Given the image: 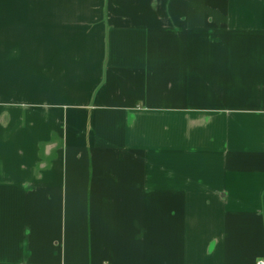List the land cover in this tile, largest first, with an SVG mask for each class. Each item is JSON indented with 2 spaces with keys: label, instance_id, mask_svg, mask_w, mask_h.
Segmentation results:
<instances>
[{
  "label": "crops",
  "instance_id": "obj_1",
  "mask_svg": "<svg viewBox=\"0 0 264 264\" xmlns=\"http://www.w3.org/2000/svg\"><path fill=\"white\" fill-rule=\"evenodd\" d=\"M264 260V0H0V264Z\"/></svg>",
  "mask_w": 264,
  "mask_h": 264
},
{
  "label": "built area",
  "instance_id": "obj_2",
  "mask_svg": "<svg viewBox=\"0 0 264 264\" xmlns=\"http://www.w3.org/2000/svg\"><path fill=\"white\" fill-rule=\"evenodd\" d=\"M257 264H264V260H259Z\"/></svg>",
  "mask_w": 264,
  "mask_h": 264
}]
</instances>
